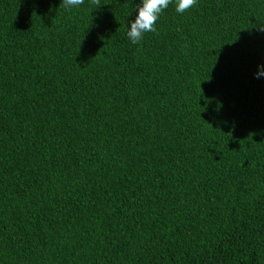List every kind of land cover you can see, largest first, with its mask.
<instances>
[{"label": "trees", "instance_id": "trees-1", "mask_svg": "<svg viewBox=\"0 0 264 264\" xmlns=\"http://www.w3.org/2000/svg\"><path fill=\"white\" fill-rule=\"evenodd\" d=\"M0 0V264H264V0Z\"/></svg>", "mask_w": 264, "mask_h": 264}, {"label": "clouds", "instance_id": "clouds-1", "mask_svg": "<svg viewBox=\"0 0 264 264\" xmlns=\"http://www.w3.org/2000/svg\"><path fill=\"white\" fill-rule=\"evenodd\" d=\"M171 0H141V4L137 6V15L130 22L127 36L132 43H138L142 39L145 32H155V24L159 14L168 7ZM84 3V0H63L65 7H75ZM97 7L100 5L99 0H92ZM196 4V0H177L176 11L184 13ZM264 31V27L260 29ZM257 78L264 75V67L255 74Z\"/></svg>", "mask_w": 264, "mask_h": 264}]
</instances>
